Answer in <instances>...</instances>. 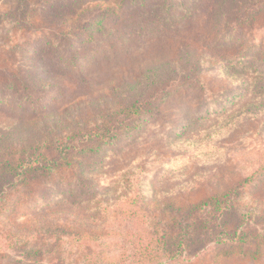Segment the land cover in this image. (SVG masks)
Returning <instances> with one entry per match:
<instances>
[{"label":"rangeland","instance_id":"rangeland-1","mask_svg":"<svg viewBox=\"0 0 264 264\" xmlns=\"http://www.w3.org/2000/svg\"><path fill=\"white\" fill-rule=\"evenodd\" d=\"M106 7H113L109 0L81 9ZM207 26L204 17L193 20L179 27V37L166 30L129 27L133 29L127 30L113 54L86 59L80 66L87 84L67 73L51 76L44 89L57 95V88L59 98H52L37 124L31 117L15 127L34 126L22 143L43 138L45 127L97 123L99 117L113 113L122 105L124 84L134 83L154 65L177 64L179 43L184 40L197 47L203 36L208 37ZM37 33L9 28L8 36L0 35V70H17ZM251 37L264 42V16L257 18ZM208 65L200 78L212 94L178 91L158 117L138 129H119L113 141L101 144L97 153L80 159L70 171L37 182L30 191H9L0 203V264H21L19 253L35 249L43 254L23 264H81L80 254L87 249L99 264L117 263L119 254L129 253L134 235L149 230L146 220L162 219L167 205L197 203L247 177L251 180L238 199L239 208L264 207V96L250 92L258 73L229 81L216 61ZM12 123L0 115V125ZM125 190L136 203L123 198ZM231 264H264V253L259 262Z\"/></svg>","mask_w":264,"mask_h":264},{"label":"trees","instance_id":"trees-1","mask_svg":"<svg viewBox=\"0 0 264 264\" xmlns=\"http://www.w3.org/2000/svg\"><path fill=\"white\" fill-rule=\"evenodd\" d=\"M104 1L108 0H0L1 36H8L9 28L39 32L27 46L28 57L17 70H0V115L13 122L0 125V203L15 188L30 191L37 182L70 171L81 163L80 159L97 153L101 144L113 141L119 129H138L158 117L162 106L178 91L212 94L200 78L210 62L216 61L229 81L236 75L258 73L250 92L264 96V42L261 37H251L257 18L264 16V0H109L112 8L81 9ZM202 17L208 25V37L203 36L195 48L183 40L176 65H154L134 83L124 84L120 91L125 103L120 99L122 105L113 113L99 117L97 123L45 127L47 134L43 138L22 143L31 137L34 126L15 127L29 122L31 117L37 124L52 98H59L56 87L51 89L56 88L57 95H49L44 89L51 76L67 73L78 83L87 84L86 72L78 70L80 66L86 59L113 54L127 30L141 26L179 37V27ZM74 18L75 24L71 21ZM42 22V26H35ZM242 84L248 85L246 81ZM14 144H18V150ZM250 180L247 177L228 191L197 203L167 205L161 210L162 219L146 220L151 224L149 230L136 233L129 241L127 255L119 254L117 263L102 264L259 262L264 253V207L238 206ZM123 198H133L136 203L128 190ZM87 236L89 240L91 236ZM42 254L39 249L22 250L19 262L23 264ZM95 256L87 249L80 254L81 264H99Z\"/></svg>","mask_w":264,"mask_h":264}]
</instances>
